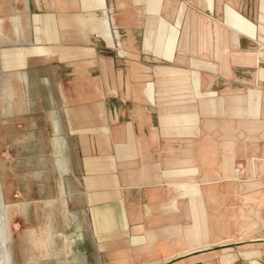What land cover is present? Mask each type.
I'll use <instances>...</instances> for the list:
<instances>
[{
  "label": "crops",
  "instance_id": "obj_1",
  "mask_svg": "<svg viewBox=\"0 0 264 264\" xmlns=\"http://www.w3.org/2000/svg\"><path fill=\"white\" fill-rule=\"evenodd\" d=\"M18 1L51 109L34 263L264 264V0Z\"/></svg>",
  "mask_w": 264,
  "mask_h": 264
},
{
  "label": "rangeland",
  "instance_id": "obj_2",
  "mask_svg": "<svg viewBox=\"0 0 264 264\" xmlns=\"http://www.w3.org/2000/svg\"><path fill=\"white\" fill-rule=\"evenodd\" d=\"M16 1L0 0V203L9 264H48L51 257L34 263L31 248L23 247L24 235L32 241L33 225L45 215L44 204L49 208L52 128L37 80L41 73H30L36 65L33 44L6 34L8 19L25 10L11 8ZM23 250L25 261L19 256Z\"/></svg>",
  "mask_w": 264,
  "mask_h": 264
},
{
  "label": "water",
  "instance_id": "obj_3",
  "mask_svg": "<svg viewBox=\"0 0 264 264\" xmlns=\"http://www.w3.org/2000/svg\"><path fill=\"white\" fill-rule=\"evenodd\" d=\"M0 264H9L1 203H0Z\"/></svg>",
  "mask_w": 264,
  "mask_h": 264
}]
</instances>
